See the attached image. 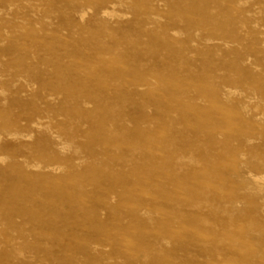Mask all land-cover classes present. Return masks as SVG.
I'll list each match as a JSON object with an SVG mask.
<instances>
[{"label":"rangeland","instance_id":"374dc122","mask_svg":"<svg viewBox=\"0 0 264 264\" xmlns=\"http://www.w3.org/2000/svg\"><path fill=\"white\" fill-rule=\"evenodd\" d=\"M253 175L264 0H0V264H264Z\"/></svg>","mask_w":264,"mask_h":264},{"label":"bare ground","instance_id":"6f19581e","mask_svg":"<svg viewBox=\"0 0 264 264\" xmlns=\"http://www.w3.org/2000/svg\"><path fill=\"white\" fill-rule=\"evenodd\" d=\"M104 14L108 15V12L105 11ZM105 15H103V16H105ZM83 16H85V15H83ZM252 177H253L254 181L257 183H261L262 181H264V177L262 175H253Z\"/></svg>","mask_w":264,"mask_h":264}]
</instances>
